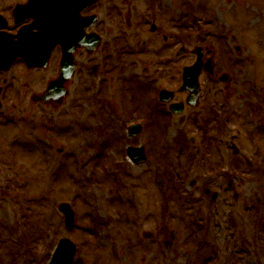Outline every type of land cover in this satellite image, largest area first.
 Returning a JSON list of instances; mask_svg holds the SVG:
<instances>
[{"label": "rangeland", "instance_id": "374dc122", "mask_svg": "<svg viewBox=\"0 0 264 264\" xmlns=\"http://www.w3.org/2000/svg\"><path fill=\"white\" fill-rule=\"evenodd\" d=\"M96 10L101 67L79 72L61 104L30 98L48 70L16 64L1 92L0 264H46L61 235L78 244L73 264H264V0H100ZM195 46L207 47L216 79L202 73L198 105L162 126L155 90L185 100ZM127 143L144 146L145 162L128 160Z\"/></svg>", "mask_w": 264, "mask_h": 264}, {"label": "flooded vegetation", "instance_id": "af4514ba", "mask_svg": "<svg viewBox=\"0 0 264 264\" xmlns=\"http://www.w3.org/2000/svg\"><path fill=\"white\" fill-rule=\"evenodd\" d=\"M28 1L0 0V107L8 74L16 66L39 73L48 70L47 78L33 77L39 82L42 78L45 88L52 80L68 88L73 78H79V72L93 75L99 69L92 59L96 52L95 35L102 43L97 4L92 0H38L27 6ZM33 22L39 23V27L31 26ZM36 34L39 41L31 43ZM26 48H33L41 55L40 65L28 67L20 56Z\"/></svg>", "mask_w": 264, "mask_h": 264}, {"label": "water", "instance_id": "95a60500", "mask_svg": "<svg viewBox=\"0 0 264 264\" xmlns=\"http://www.w3.org/2000/svg\"><path fill=\"white\" fill-rule=\"evenodd\" d=\"M22 55L26 56L27 58H32L35 59L36 57H40L41 55L35 51L33 48H31L29 51L25 52H20ZM29 59V60H30ZM34 60L29 61L30 65H34ZM206 68L210 71L211 69V62L210 60H207L206 63ZM201 70V60H197L192 66L186 67L185 71H184V83L186 85V87L190 90L191 92V98L189 99V101L191 103H194L195 100L197 99L200 89H199V85L197 82V76L199 74ZM66 75L64 74L63 77H65ZM223 78H225V76H223ZM65 94V90L60 87L58 85L57 82H52L48 89L46 90V92L42 95V96H37L34 95V99H41L42 101H46L50 98H59L62 95ZM170 97V96H169ZM229 145H232L234 147V152H237V148L234 146V144L230 141ZM142 152V151H141ZM141 160H144L145 157L144 155L142 157H140ZM59 208L66 213V218L68 223H71L72 219H73V214L72 211L70 210V207L67 203H61L59 205ZM61 242H65L66 243V247L69 246L70 247V251L69 254L67 255L66 253V248L63 247H58L57 250L55 251L54 257L52 259V261L50 262V264H71L72 261V254L71 253V249H72V244L66 239V240H61ZM60 242V243H61Z\"/></svg>", "mask_w": 264, "mask_h": 264}]
</instances>
